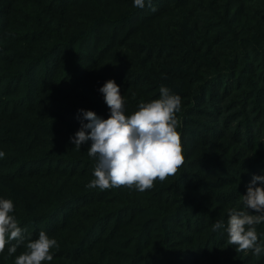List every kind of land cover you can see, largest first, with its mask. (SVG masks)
<instances>
[{
  "label": "rangeland",
  "instance_id": "rangeland-1",
  "mask_svg": "<svg viewBox=\"0 0 264 264\" xmlns=\"http://www.w3.org/2000/svg\"><path fill=\"white\" fill-rule=\"evenodd\" d=\"M185 1L152 0L151 6L127 20L138 9L134 0H17L16 4L0 0V151L5 153L0 158V199H11L18 213L38 197L53 202L54 196L89 189L97 158L88 155L90 140L77 149L71 138L82 121L88 123L79 110H91L102 119L110 116L99 91L110 79L120 86L126 116L138 110L141 100L136 93L152 101L165 86L180 96L177 131L185 161L176 177L187 173L180 185L183 189L174 198L157 196L156 185L164 183L157 180L144 192L124 186L92 189L43 221L18 219L10 213L25 230L26 239L12 256L6 247L0 264H15L29 239H38L41 231L59 245L51 250L53 260L43 264H225L227 253L240 254L238 264H257L264 258L263 254L259 259L251 252H235L226 233L228 210H242L241 195L247 193L253 176L264 175V159L247 164L255 150L245 144L251 140L252 147L264 148V28L257 26L264 19V0H246L244 18H249L245 21H236L238 8L231 7L228 16L219 17L223 26L216 19L218 11L222 12L212 10V1L202 0V26L213 37H230L237 49L227 56L225 50L215 48L224 69L212 76L209 85L199 84L198 76L208 69L200 63L205 45L185 37L191 27L183 9ZM113 2L115 9L109 10ZM105 20L112 25L102 26ZM99 21L96 37L84 38L73 47L57 45L42 62L36 61L33 70L14 66L27 57L20 55L18 46L42 40L48 31L61 39L75 38L91 27L96 31ZM156 53L173 55L180 64H162L156 72L145 60L147 54ZM169 62H173L171 57ZM141 73L146 75L139 78ZM24 118L49 125L52 135H44L41 148L31 151L25 144L30 135L22 124ZM68 154L76 158L75 164L67 161L68 174L55 178L36 172L61 167L65 163L61 157ZM48 155H52L49 160L39 158ZM30 156L36 158L28 163ZM27 172L35 173L26 177ZM256 186L261 185L257 182ZM167 189L163 186L160 192L170 194ZM179 205V217H171L177 212L170 208ZM217 221H223L224 227L213 231ZM263 226H256L260 242H264ZM52 230L59 231L48 234Z\"/></svg>",
  "mask_w": 264,
  "mask_h": 264
},
{
  "label": "clouds",
  "instance_id": "clouds-1",
  "mask_svg": "<svg viewBox=\"0 0 264 264\" xmlns=\"http://www.w3.org/2000/svg\"><path fill=\"white\" fill-rule=\"evenodd\" d=\"M146 0H134V7L144 8ZM151 6L152 0H147ZM155 11V8H152ZM110 110V116L102 119L91 110H79L83 119L80 129L71 138L77 149L91 141L89 157L97 158L92 179L87 187L106 190L117 187L135 188L140 192L149 190L159 180L177 174L185 157L181 137L177 131V113L181 110V98L161 86L160 96L150 102H141L138 110L130 116L124 112V99L120 86L110 79L99 89ZM90 130V131H89ZM5 153L0 151V158ZM257 182L261 186H256ZM242 210H228L227 243L235 245L237 252L249 253L259 258L264 254V242L259 241L257 225L264 223V175L253 176L247 193L241 195ZM11 199H0V253L7 247L8 256L17 252L26 237L24 229L12 213ZM251 210V211H250ZM224 227L223 221L213 224L212 230ZM11 241H16L11 244ZM54 238L41 231L38 239L26 244V251L15 259V264H43L52 261L51 250L58 248Z\"/></svg>",
  "mask_w": 264,
  "mask_h": 264
},
{
  "label": "trees",
  "instance_id": "trees-1",
  "mask_svg": "<svg viewBox=\"0 0 264 264\" xmlns=\"http://www.w3.org/2000/svg\"><path fill=\"white\" fill-rule=\"evenodd\" d=\"M212 1L214 3L215 6L211 7L212 10H220L222 13H220L218 11L219 16L216 17L217 22H219V25L223 26V22L219 21V17L222 16V14L224 16H228L231 13V7H235L238 8L237 12L234 13V19H236V21H245L248 20L249 17H245L246 14V9H245V5H246V0H209ZM17 0H14V4H16ZM118 2V1H115ZM111 3L109 10H114V3ZM202 0H186L184 2V6L183 9L184 11L187 13V15L190 17V23H191V27L185 32V37H187V41L188 40H195V41H199L200 43L203 42V45H205L204 48V60L202 62H200L202 64V66H206L208 69H205L203 71V75H198L200 78V82L201 83H205L207 85L210 84L209 81H211V79L213 78L212 76H214L215 74H217L218 72H222V70L224 69L223 65V61L220 58V55L217 51V49H215L216 47H218V49L220 50H225L227 56L230 55H234L237 52V49H235V43L230 39V37L228 36H224L223 38L220 37H213L210 35V33L208 32V30L206 29V27H203V25H205L204 19H203V15H201L199 13L200 10V6L202 4ZM148 6L147 1L145 3V7ZM140 9L143 8H138L137 10L133 11L128 15L127 20L130 19L132 16V18H134V16H136V13L138 11H140ZM257 16L254 15L252 17V19H256ZM203 20V21H202ZM202 21V22H201ZM101 21H99L95 26H97V29L95 31V29L89 28L87 30H85L83 33H81L80 35H78L75 38H71V36H69V39H61L59 37H56V35L53 32H46L44 35V38L42 40H38L36 42L33 41H28L27 42V46L24 47H20L18 46L22 52L20 53V55H26L27 57L24 58V60L20 61V63L18 64V62L16 64H14L15 67L18 66H22L24 65V68L29 67V70H33L35 67V63L38 60V62H42L44 60L45 56H48V54L53 51V49L57 46H63V45H67L69 47H73V46H77V43L79 41H81L84 38L90 37H96V33L98 32V30H100V23ZM105 24H103L102 26H111L112 23L111 21H104ZM111 24V25H110ZM218 25V24H217ZM19 26V25H18ZM257 26L264 28V19H259L257 21ZM94 31V32H93ZM79 33V32H78ZM71 33H66V35H70ZM259 40H261V34L258 32L257 33ZM264 36V35H262ZM30 39H32V37H30ZM159 40V39H157ZM156 40V41H157ZM141 43L144 45V42L141 41ZM154 45L157 44L156 42L153 43ZM152 45V44H151ZM60 46H58L57 48H59ZM230 47L234 48V50H232ZM26 49H29L28 51H26ZM153 49H156L155 47ZM241 50V49H240ZM159 53V52H158ZM157 55H146L145 56V60L146 63H149L150 66H153L156 70V72H158V69L162 66V64H169V65H179L180 61H178V59L176 57H173V55L171 56H167V55H162V54H158ZM49 55V56H50ZM170 57L172 58V64L169 62L170 61ZM48 58V57H47ZM176 58V59H175ZM49 59V58H48ZM190 61L187 60L185 64H189ZM18 64V65H17ZM194 66H196L197 64L193 63ZM116 74V73H115ZM146 74L145 73H141L139 78L144 77ZM158 81L155 79L153 81V84L155 85ZM163 84H168L171 85L170 82H164L162 81V85ZM141 92H145L144 89L140 90ZM135 96H138V98L141 100V102H150L149 98H144V95L142 93H136ZM134 96V97H135ZM140 104V103H138ZM136 108V107H135ZM239 118V117H237ZM236 118V119H237ZM22 124L26 127L29 128V131L26 135H30V140L25 143L30 147V150L33 151L34 148L36 147H40L44 146L45 144V140H44V135L46 136H51L52 133H50V127L49 125H41L38 122L29 119V118H24L22 119ZM50 124V123H49ZM86 124V123H85ZM237 138L239 139V132H237ZM250 139V138H249ZM20 140H22V138H20ZM26 141V138L24 137V142ZM246 141V140H245ZM245 141H243L245 143ZM249 146H251V149L254 151L255 153L251 156V158H247V164L250 163H254L252 160H261L264 159V148H255L254 146L252 147V142L251 140H247V143H245ZM37 153H40V151L37 149H35ZM42 150V149H41ZM70 150V149H68ZM43 152H41L40 154H42ZM59 154V153H58ZM52 156V155H51ZM50 155L48 156H42L39 158H48L45 160H49V158L51 157ZM67 157H61V159H65L64 160V165H62L61 167H58L55 170H51L50 168H45L42 169L40 171H36L39 173V175L42 174H47V175H51L54 176L55 178L63 175V174H68L67 170H68V166L66 167L67 161L72 162L73 164H75V160L76 158L73 159V156L71 155H66ZM36 157H28V163L31 162L32 160H34ZM18 159V158H17ZM77 160H79V158H77ZM26 163V164H28ZM34 165H37V162H34ZM82 171V170H81ZM32 173L35 172H27L25 174L26 177H30L32 176ZM73 173V172H72ZM187 173H182L179 177H176V175L174 176H170L168 177L163 184H158L156 185V188L158 190V194L157 196L160 198H167L169 196V198H174L175 192H178L179 190L183 189L180 185H182L183 180L186 178ZM23 178V177H22ZM16 180V178H15ZM4 181V180H3ZM179 182V183H177ZM56 183V181H55ZM10 186V185H9ZM57 186V183L55 184L54 187ZM70 187L72 185H69ZM163 186H167V190L168 192H170V194H166V193H161L160 189ZM68 187V188H70ZM80 191H71L70 193H66V194H60L61 196H59L58 198H56L54 195H52L51 192L47 191V195H52L54 196V198H52L54 201L51 202L47 197H38L36 199H33L32 201L28 202L27 204L24 205L23 209H18V213L17 211H15L16 209H14V211L12 213H14V216H16V218H20L21 216H26L23 218H28L29 220H39V221H43L45 220V218H49L52 213L55 210L61 209L65 206H67L70 202L74 201L76 198L82 197L83 193L85 192H90L92 193V189H86L81 187V189H78ZM7 193V191H5ZM166 194V195H165ZM184 195V193L182 194ZM117 196V195H116ZM37 197V196H34ZM6 199H8L7 196H5ZM120 198L118 197V200ZM228 198H223V200H227ZM184 199L181 201L183 202ZM126 201H124L123 203H125ZM126 204H131L134 205L131 202H126ZM136 206V205H134ZM17 207V206H16ZM139 207V206H138ZM19 208V207H18ZM170 209H175L174 211L177 212V214L171 216V217H175L176 219L179 217L178 212H180V205L177 207H172ZM148 211L152 212L153 214H155V211L152 208H149ZM173 211V212H174ZM159 216H163L164 213H158V211L156 212ZM18 214V215H17ZM92 227V226H91ZM59 228V227H58ZM262 229H264V226L262 227ZM59 231V230H58ZM58 231H49L48 234L50 233H58ZM88 231V230H87ZM87 233V232H86ZM81 241L84 240V234L81 236ZM233 250V249H232ZM233 252V251H231ZM237 252V251H235ZM239 255L237 253H227L224 257H226V259H228V261L225 264H238L239 263ZM264 257V254L261 256ZM260 257V258H261ZM56 259V257H54ZM259 258V259H260ZM264 258L262 260H260L257 264H263ZM251 262V261H248ZM7 264H12V262H8ZM251 264V263H249Z\"/></svg>",
  "mask_w": 264,
  "mask_h": 264
}]
</instances>
